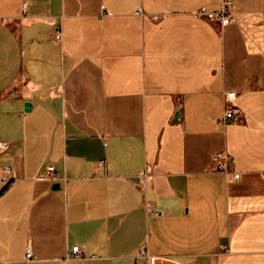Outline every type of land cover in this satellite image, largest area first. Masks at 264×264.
<instances>
[{
	"label": "crops",
	"instance_id": "crops-1",
	"mask_svg": "<svg viewBox=\"0 0 264 264\" xmlns=\"http://www.w3.org/2000/svg\"><path fill=\"white\" fill-rule=\"evenodd\" d=\"M223 1L0 0V264H264V0Z\"/></svg>",
	"mask_w": 264,
	"mask_h": 264
},
{
	"label": "built area",
	"instance_id": "built-area-1",
	"mask_svg": "<svg viewBox=\"0 0 264 264\" xmlns=\"http://www.w3.org/2000/svg\"><path fill=\"white\" fill-rule=\"evenodd\" d=\"M197 14L201 17H204L206 19H208L211 22H217L218 24H220L221 26H229L230 24H232L235 21L234 18V13L232 10V0H224L223 1V5L220 11L218 12H210L208 11L206 8H203L201 10H199L197 12ZM57 38L60 39L61 38V33L60 31H58L57 33ZM236 96V92H229L228 94V98L229 99H233ZM241 112L239 110H237L235 107L230 106L225 114V117L223 118V123H227L229 121H231L235 116H240ZM222 155L218 154L214 157V163L218 164V168L219 170H221L222 172H229L228 168L226 166V164L222 163ZM228 160V158H226ZM7 170V169H6ZM47 177L50 179H58L57 176H55L54 174V168L50 167L49 170L47 171ZM241 174L240 173H234V178L235 179H240ZM149 211H152L151 208H148ZM73 257L75 258H79L81 257V255L83 254V250L80 246H74L73 248ZM32 252L28 253V257L31 258L32 257Z\"/></svg>",
	"mask_w": 264,
	"mask_h": 264
},
{
	"label": "water",
	"instance_id": "water-1",
	"mask_svg": "<svg viewBox=\"0 0 264 264\" xmlns=\"http://www.w3.org/2000/svg\"><path fill=\"white\" fill-rule=\"evenodd\" d=\"M32 103L31 102H26L25 103V106H26V110L28 111L30 109V107H32ZM180 116V110H177V113H176V117L178 118Z\"/></svg>",
	"mask_w": 264,
	"mask_h": 264
}]
</instances>
